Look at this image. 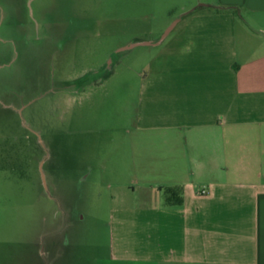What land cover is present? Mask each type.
I'll list each match as a JSON object with an SVG mask.
<instances>
[{
  "label": "crops",
  "instance_id": "1",
  "mask_svg": "<svg viewBox=\"0 0 264 264\" xmlns=\"http://www.w3.org/2000/svg\"><path fill=\"white\" fill-rule=\"evenodd\" d=\"M204 2L131 44L135 178L112 195L104 264H264V0ZM11 223L1 209L0 264H43L41 224L16 241Z\"/></svg>",
  "mask_w": 264,
  "mask_h": 264
},
{
  "label": "rangeland",
  "instance_id": "2",
  "mask_svg": "<svg viewBox=\"0 0 264 264\" xmlns=\"http://www.w3.org/2000/svg\"><path fill=\"white\" fill-rule=\"evenodd\" d=\"M204 1L0 0L2 228L41 224L43 264L106 261L107 209L135 178L124 130L146 55L130 45Z\"/></svg>",
  "mask_w": 264,
  "mask_h": 264
},
{
  "label": "trees",
  "instance_id": "3",
  "mask_svg": "<svg viewBox=\"0 0 264 264\" xmlns=\"http://www.w3.org/2000/svg\"><path fill=\"white\" fill-rule=\"evenodd\" d=\"M221 9H234V7H217L216 10H221ZM176 196L175 192H173L172 190H166V201L168 203L172 202V198Z\"/></svg>",
  "mask_w": 264,
  "mask_h": 264
},
{
  "label": "water",
  "instance_id": "4",
  "mask_svg": "<svg viewBox=\"0 0 264 264\" xmlns=\"http://www.w3.org/2000/svg\"><path fill=\"white\" fill-rule=\"evenodd\" d=\"M202 4V3H201ZM204 5V4H202ZM178 21V18L177 19H174L167 27L166 29L164 30V32L161 34V36L159 37V40H162L166 35L167 33L173 28V26L176 24V22ZM131 46V45H130Z\"/></svg>",
  "mask_w": 264,
  "mask_h": 264
}]
</instances>
